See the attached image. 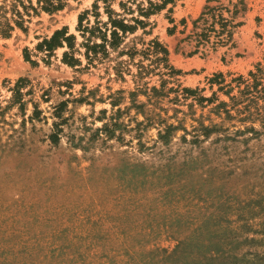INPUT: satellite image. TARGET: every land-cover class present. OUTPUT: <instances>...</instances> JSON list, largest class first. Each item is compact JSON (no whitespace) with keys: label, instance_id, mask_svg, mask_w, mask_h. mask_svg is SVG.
<instances>
[{"label":"rangeland","instance_id":"374dc122","mask_svg":"<svg viewBox=\"0 0 264 264\" xmlns=\"http://www.w3.org/2000/svg\"><path fill=\"white\" fill-rule=\"evenodd\" d=\"M93 2L0 0L12 25L23 15L0 33V264H264V0H177L152 15L134 35L158 40L177 71L158 97L157 72L137 85L114 62L62 63L64 48L42 60L36 46L57 30L80 42ZM250 73L262 91L243 119L229 97ZM177 88L217 100L189 108ZM198 124L216 129L194 141Z\"/></svg>","mask_w":264,"mask_h":264},{"label":"trees","instance_id":"16d2710c","mask_svg":"<svg viewBox=\"0 0 264 264\" xmlns=\"http://www.w3.org/2000/svg\"><path fill=\"white\" fill-rule=\"evenodd\" d=\"M177 0H94L90 10H85L78 15L76 31L80 37V42L74 34H68L67 29L55 31L48 39H43L41 43L36 46V50L43 54V61L49 62L50 57L57 48H64L62 52V63L70 67H78L82 69H89L98 64L112 63L115 73L119 77H123L125 73L131 74L139 82L149 74L157 72L160 75V88L155 86L149 90L152 97H158L165 94V84L167 80L165 77L174 76L177 71L169 65L167 59V50L156 39L144 41L141 37L134 35L138 30H142L143 35H149L151 31V24L149 18L155 13L164 9L167 5H173ZM40 8L46 12L57 11L63 7L61 0H38ZM116 4L117 9L113 8ZM34 12L36 9L32 7ZM169 11H171L169 9ZM211 11V9H209ZM202 13L201 16H204ZM13 25L22 27L23 15L19 11L13 13ZM171 20V19H170ZM8 18L0 12V33L2 35H9L13 30V26ZM148 29V30H147ZM132 36V37H131ZM24 58L26 61L34 64L29 53L25 50ZM85 62L82 65V62ZM135 68V73L131 72V67ZM219 75L210 79L209 82H217ZM250 79H245L242 76L234 79L237 81L239 88V96H230L232 102L231 110L236 114H243L244 118H249L253 115L250 105L255 103L262 90L258 89L253 73L249 74ZM216 78V79H215ZM218 84H222L218 83ZM21 81L17 82L13 92L14 97L20 93ZM227 86V85H225ZM242 87V88H240ZM224 86H220L223 89ZM140 89V88H138ZM141 90V89H140ZM176 101L178 97L184 100L192 99L193 102L187 104V107L192 108L194 103L203 106V103H213L217 100L215 97H203L199 95L197 89L177 88ZM227 94L230 92L226 91ZM244 104L243 106L240 104ZM228 104L220 101L215 104L213 110L219 111L224 109V113L228 118H231L230 110L226 109ZM238 106H240L238 108ZM172 125H167L164 129L166 136L169 131L173 130ZM215 127L204 126L198 124L193 133V140H199L198 132L203 136L208 135L215 130ZM107 134H111L108 129H105ZM52 140L57 138V132L51 135Z\"/></svg>","mask_w":264,"mask_h":264}]
</instances>
